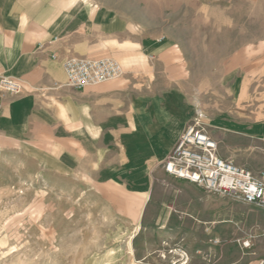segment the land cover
<instances>
[{"label": "rangeland", "instance_id": "rangeland-1", "mask_svg": "<svg viewBox=\"0 0 264 264\" xmlns=\"http://www.w3.org/2000/svg\"><path fill=\"white\" fill-rule=\"evenodd\" d=\"M66 1L116 19L118 31L65 59L117 60L123 74L113 81L134 96L175 94L172 103L189 111L187 126L207 133L210 119L264 120V0ZM87 31L73 37L93 38ZM49 91L22 90L39 95L41 115L21 112L0 134V264H264L262 206L232 201L223 237L195 229L176 198L179 178L164 168L173 148L146 177L128 178L166 141L142 143L129 126L110 127L106 137L117 134V142L78 134L59 124ZM206 246L212 252H199Z\"/></svg>", "mask_w": 264, "mask_h": 264}, {"label": "crops", "instance_id": "crops-1", "mask_svg": "<svg viewBox=\"0 0 264 264\" xmlns=\"http://www.w3.org/2000/svg\"><path fill=\"white\" fill-rule=\"evenodd\" d=\"M97 14L91 7L88 10H72L66 0H0V77L17 79L24 91L35 88L50 90L47 93L51 94L52 101L56 98L60 105L59 115L57 113L59 124L76 126L78 134L99 139L100 134L106 137L112 133L110 127L129 126L139 129L142 143L166 141L160 152L140 157L142 160L137 166L128 171L130 180L134 176L142 179L149 173L151 162L164 159L175 146L187 128L189 111L183 103H172L176 99L173 93L172 96L168 93L155 97L140 93L134 96L132 91H127L130 88L120 86L114 79L83 89L65 85L64 61L71 51L76 53L77 46L85 47L90 44L87 42L101 34L118 31L116 19H102ZM75 30H88L87 33H91L94 39L79 42L73 37ZM53 54L57 58H53ZM38 96L36 93L1 94L0 134H8L15 127L21 112L26 118L39 117L41 114L35 105ZM51 111L48 116L50 123L53 119L52 107ZM119 118L124 120L118 122ZM207 127L209 135L217 143L220 157L249 169L258 177L262 175L264 120L247 123L226 116L210 119ZM116 135L106 138L117 142ZM177 183L176 198L188 205L187 213L190 221L195 223V229L207 230L211 236L216 231L215 237L225 236L230 203L238 198L206 191L185 179L179 178ZM212 250L211 246H206L199 252L209 253Z\"/></svg>", "mask_w": 264, "mask_h": 264}, {"label": "built area", "instance_id": "built-area-1", "mask_svg": "<svg viewBox=\"0 0 264 264\" xmlns=\"http://www.w3.org/2000/svg\"><path fill=\"white\" fill-rule=\"evenodd\" d=\"M64 66L66 85L76 89L100 85L123 74L122 65L112 58H68ZM21 91L22 84L17 79L0 77V95ZM164 168L170 175L193 182L206 191L231 195L264 208V172L256 177L250 170L220 157L217 143L198 124L187 126L166 157Z\"/></svg>", "mask_w": 264, "mask_h": 264}, {"label": "bare ground", "instance_id": "bare-ground-1", "mask_svg": "<svg viewBox=\"0 0 264 264\" xmlns=\"http://www.w3.org/2000/svg\"><path fill=\"white\" fill-rule=\"evenodd\" d=\"M19 262H23V261L19 260ZM18 264H19V263H18Z\"/></svg>", "mask_w": 264, "mask_h": 264}]
</instances>
